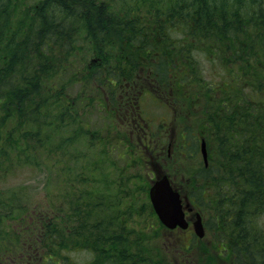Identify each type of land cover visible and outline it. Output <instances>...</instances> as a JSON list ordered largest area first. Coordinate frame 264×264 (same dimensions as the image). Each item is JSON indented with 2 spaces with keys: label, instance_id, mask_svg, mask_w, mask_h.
Listing matches in <instances>:
<instances>
[{
  "label": "trees",
  "instance_id": "1",
  "mask_svg": "<svg viewBox=\"0 0 264 264\" xmlns=\"http://www.w3.org/2000/svg\"><path fill=\"white\" fill-rule=\"evenodd\" d=\"M21 2L0 0V182L20 170L45 178L34 199L23 196L24 184L0 189V220H16L7 231L0 225V264H178L194 246L207 251L193 233L185 241L188 232L163 227L147 198L135 203L137 190L147 192L155 148L174 140L191 161L185 194L220 231L212 249L233 264L257 259L264 252L257 220L264 213V0ZM201 56L215 62L216 78L205 76ZM148 91L173 113L154 129L137 121ZM110 128L120 157L150 168L143 184L122 168L116 190L105 185L107 168L95 156L111 160ZM201 137L206 166L197 156ZM135 205L151 220L141 211L134 218ZM82 250L90 257L78 262L71 253Z\"/></svg>",
  "mask_w": 264,
  "mask_h": 264
},
{
  "label": "rangeland",
  "instance_id": "2",
  "mask_svg": "<svg viewBox=\"0 0 264 264\" xmlns=\"http://www.w3.org/2000/svg\"><path fill=\"white\" fill-rule=\"evenodd\" d=\"M22 1L25 3H33L36 0H22ZM112 1L115 6H119L120 0H112ZM23 2H21V5ZM89 56L90 55L88 54L87 58ZM201 59L203 60L205 76L208 79H210V77L216 78L215 75L217 74L218 69L217 67L214 66L215 62H212L203 56H201ZM152 98L153 99L155 98L157 100V97H155V95L151 91H148L147 94L142 97L140 106H141V110H142L144 118H146L151 129H154L161 122L169 123V120H171V118L173 119V113L171 109H169L168 107L167 109L165 108V106L161 105L158 102L159 100L156 101V100H153ZM108 139L109 141L114 142V144L111 146V150H112L110 154L112 156L111 160L106 159L102 156H97V155L95 156V160L98 162L97 165H99V167L101 166V167L107 168L104 170V173L107 175V179L104 181V183L107 187H109L112 191L116 190L117 181H116L115 173L117 171L120 172L122 168H129V172L135 174L138 177V178H133L132 182L134 183L143 184L145 179L150 178L149 176L146 175L147 171L150 170V168L146 167L145 165L141 166L140 164H137V163L130 165L129 164L130 159L128 160V162H126V159H122L120 157L121 151H122V144L116 141L117 132L113 130V128H110V134H109ZM173 142L176 144L175 140ZM174 143L170 146V154H172V158H170L169 160H166L165 157L167 158L168 155L165 157L162 156L164 154V149L166 145H164L163 147L159 145V149L157 147L155 148L156 154L154 155L155 156L154 158H151V161L156 163V166L159 164V165H162L164 169L170 170V173L174 175V178L176 179V181H181V179L184 177V173L191 166V161L189 158H185L178 153L177 151L178 146L177 144L175 145ZM75 146H76V149L79 148L77 144H75ZM104 147L107 150L109 148L108 145L103 144L101 148H104ZM174 147H175V151L172 152L174 150ZM135 152L137 154L138 150H136ZM146 152L150 154L153 153V151L149 148L147 149ZM197 156L200 159V155L198 152H197ZM107 158H110V156H107ZM112 162H115V167H112L111 165ZM84 163L86 164V162ZM81 164L82 162L77 161L76 164H74V167L77 170H79V167L81 166ZM178 169H180L181 172L175 171ZM173 170L175 172H173ZM44 178H45L44 175L38 174V172L31 171V170H20L19 173H15L13 176L8 178L4 184L0 182V189L6 186H11V185L13 186L9 188L17 187V186L20 187L19 185L24 184V187H23L24 192L22 191L23 196H26V197L29 196L31 199H34L35 197H37V195L40 196V194L42 193ZM92 182L93 181H90V185L92 184ZM119 190L120 189H118V191ZM111 193L114 194V192H111ZM132 194H135V193L132 192ZM136 198L137 200L135 203L141 204L146 199V193L143 190L141 191L137 190ZM135 206L137 210L134 212V214L136 215L134 218L138 219L137 212L141 211L140 213H138V215H140L141 220H151V216L148 215L149 212L147 210L148 209L147 207L142 208L140 205H135ZM2 209H3V206L0 205L1 215L3 211ZM257 220L260 223L261 229L264 230V213L261 215V217L259 216ZM204 221L207 223L209 227L207 229V234L205 238H203L202 240L207 245V248L208 247L210 248V250L208 248L207 251H202L199 246H194L193 248L194 250H192V253L188 256L189 263L190 264H232L231 263L232 259L230 257L226 256V254L224 253H220L218 249H215V250L212 249V247L216 248V245L220 246V240H221L219 236L220 231L216 229L214 230L211 229L210 227L211 222H210L209 217H207V219L205 218ZM15 222L16 220H7L6 218L5 220H0V225L3 226V229H4V226H7L5 230L7 231L12 226L16 227ZM189 236H190L189 232L184 234V240L187 241ZM222 238L224 237L222 236ZM256 242L257 244H259V240ZM182 252H184V249H181V254H184ZM71 256L74 259H76L78 262H83L90 257L89 253L84 250L72 252Z\"/></svg>",
  "mask_w": 264,
  "mask_h": 264
},
{
  "label": "water",
  "instance_id": "3",
  "mask_svg": "<svg viewBox=\"0 0 264 264\" xmlns=\"http://www.w3.org/2000/svg\"><path fill=\"white\" fill-rule=\"evenodd\" d=\"M201 152L206 161V150L203 141L201 143ZM149 198L156 214L165 226L168 228H175L176 226L186 228L188 226L180 194L172 188L165 175L152 182L149 188ZM184 208L191 209L186 207V205ZM195 217L196 219L192 220L193 229L201 237L204 234L201 218L198 213H196Z\"/></svg>",
  "mask_w": 264,
  "mask_h": 264
}]
</instances>
